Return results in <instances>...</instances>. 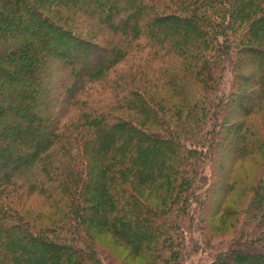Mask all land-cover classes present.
I'll return each mask as SVG.
<instances>
[{
  "label": "trees",
  "instance_id": "obj_1",
  "mask_svg": "<svg viewBox=\"0 0 264 264\" xmlns=\"http://www.w3.org/2000/svg\"><path fill=\"white\" fill-rule=\"evenodd\" d=\"M256 37L264 0H0V264H118L95 224L150 264L200 250L205 264H264V167L235 236L208 229L229 107L246 106L234 158L264 154L249 123L264 112ZM244 68L255 95L236 90ZM156 88L188 106L152 99ZM32 196L60 211L53 225L16 206Z\"/></svg>",
  "mask_w": 264,
  "mask_h": 264
},
{
  "label": "rangeland",
  "instance_id": "obj_2",
  "mask_svg": "<svg viewBox=\"0 0 264 264\" xmlns=\"http://www.w3.org/2000/svg\"><path fill=\"white\" fill-rule=\"evenodd\" d=\"M178 30L181 31V28L179 27ZM252 41L253 47L260 50L264 48V37H256ZM249 70L250 68L238 70L239 75H242V77L236 82V90L240 93L244 92L246 94L249 92L255 95L256 91L253 89V86L258 81V72L254 71V73L250 74ZM229 81L230 75L227 76V83L224 87V91L226 92L229 90ZM149 93L152 99L160 97L162 100H165L166 97L168 102L174 107L188 106L186 101H182L180 97L168 89L156 88ZM253 98L252 96L248 99L241 98L240 101L247 104ZM245 107L240 109L229 107L227 113L230 119L228 121L232 124L230 127H225V130L220 135L219 159L216 162V170L220 171L221 176H217L214 179L219 187V196L212 194V203L208 207L211 215V219L208 221V229L214 242L227 240L235 236L242 216L234 212L244 207L249 196L247 186L256 183L264 167V154L253 156L248 160H236L234 158L235 152L233 147L237 140L236 137H233V132L242 118L241 116L244 113ZM129 117L139 122V124L142 122L140 116L130 115ZM249 123L252 127H256L264 133V112L253 115ZM228 184L232 185L231 189H227ZM142 192V196L145 198L148 193L146 191ZM157 201L154 198L152 199V203L154 204ZM43 202L45 201L39 196L23 197V199L17 202L16 206L21 209L22 213L26 215L25 217L35 227L53 225L52 221L57 220L60 211L56 209V206ZM91 237L95 245L110 255L118 264H150L151 262L152 256L150 254H136L132 252L127 245L108 233L104 226L95 224ZM209 259V253H204L200 250L190 256L186 264H205Z\"/></svg>",
  "mask_w": 264,
  "mask_h": 264
}]
</instances>
